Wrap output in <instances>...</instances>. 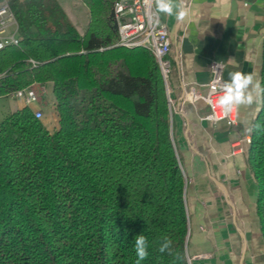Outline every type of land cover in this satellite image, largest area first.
<instances>
[{
    "label": "trees",
    "instance_id": "trees-1",
    "mask_svg": "<svg viewBox=\"0 0 264 264\" xmlns=\"http://www.w3.org/2000/svg\"><path fill=\"white\" fill-rule=\"evenodd\" d=\"M9 2L21 42L0 49V95L52 82L59 126L29 106L0 122V264H135L140 234L142 264H189L186 180L154 54L111 46L109 0L83 31L63 0ZM248 134L264 238V132Z\"/></svg>",
    "mask_w": 264,
    "mask_h": 264
},
{
    "label": "crops",
    "instance_id": "crops-1",
    "mask_svg": "<svg viewBox=\"0 0 264 264\" xmlns=\"http://www.w3.org/2000/svg\"><path fill=\"white\" fill-rule=\"evenodd\" d=\"M63 1L67 15L82 31L92 11L101 13L105 5V0ZM95 1L98 8L92 6ZM113 2L109 0L108 11ZM160 14L172 42L167 95L172 138L186 180L187 253L193 264H264L256 207L259 186L247 161L248 145L242 140L248 134L241 123L244 111H236L234 125L213 122L206 118L209 105L194 97L207 91L214 60L225 63L226 80L231 71L252 72L261 80L264 0H192L183 20ZM36 83L32 86L39 89ZM42 87L41 100L29 107L41 109L42 120L53 130L59 126L53 83ZM9 95L16 104L7 108L0 121L27 106ZM260 108L249 113L250 118ZM239 139L243 146L235 151Z\"/></svg>",
    "mask_w": 264,
    "mask_h": 264
},
{
    "label": "built area",
    "instance_id": "built-area-1",
    "mask_svg": "<svg viewBox=\"0 0 264 264\" xmlns=\"http://www.w3.org/2000/svg\"><path fill=\"white\" fill-rule=\"evenodd\" d=\"M183 3L185 8L189 9L192 0H183ZM112 19L116 25L117 40L111 46L144 48L151 51L159 64L167 89L172 67L170 60L172 42L168 25L163 21L161 14L157 13L155 5L151 3V0H115L112 8ZM20 42L19 23L11 4L8 0H0V49L7 45H20ZM29 61L33 65L37 64L33 58H29ZM224 70L225 63L223 61H212L207 91L205 93L196 92L194 97L203 99L209 105L210 112L206 116L207 119L213 122L224 121L228 125H234L237 123V112L234 111L228 116H224L222 109L216 103L220 95L219 85L226 81ZM42 86L43 90L44 87ZM10 94L22 99L27 106L39 102L38 91L34 86L19 88ZM34 114L37 118L44 116L41 109L35 110ZM242 140L249 145L250 135L245 134ZM242 146L241 139L235 141V151L241 149ZM188 263L193 264L189 255Z\"/></svg>",
    "mask_w": 264,
    "mask_h": 264
},
{
    "label": "clouds",
    "instance_id": "clouds-1",
    "mask_svg": "<svg viewBox=\"0 0 264 264\" xmlns=\"http://www.w3.org/2000/svg\"><path fill=\"white\" fill-rule=\"evenodd\" d=\"M151 3L155 5L157 13L175 16L177 20H183L187 14L183 0H151ZM228 76V80L219 85L220 95L216 101L223 115L228 116L234 111H244L241 121L243 131L264 132V124L254 122L255 118L249 116V113L257 111V106L264 107V83L252 72L231 71ZM170 247L171 241L166 238L159 251L164 253L169 251ZM148 248L147 237L143 234L137 235L134 239L135 264H142L148 258Z\"/></svg>",
    "mask_w": 264,
    "mask_h": 264
},
{
    "label": "rangeland",
    "instance_id": "rangeland-1",
    "mask_svg": "<svg viewBox=\"0 0 264 264\" xmlns=\"http://www.w3.org/2000/svg\"><path fill=\"white\" fill-rule=\"evenodd\" d=\"M92 6L94 8L95 6L98 8V1H95V4ZM36 85H38L39 89H41V85H46V84L40 82L38 84L36 83ZM15 104H16V100L13 97H11L9 94L0 95V116H2L6 112L7 108L14 107ZM43 118L44 116L42 117V119Z\"/></svg>",
    "mask_w": 264,
    "mask_h": 264
},
{
    "label": "water",
    "instance_id": "water-1",
    "mask_svg": "<svg viewBox=\"0 0 264 264\" xmlns=\"http://www.w3.org/2000/svg\"><path fill=\"white\" fill-rule=\"evenodd\" d=\"M32 29H33V30H36L35 26H32Z\"/></svg>",
    "mask_w": 264,
    "mask_h": 264
}]
</instances>
